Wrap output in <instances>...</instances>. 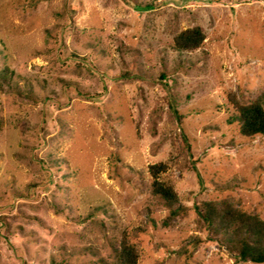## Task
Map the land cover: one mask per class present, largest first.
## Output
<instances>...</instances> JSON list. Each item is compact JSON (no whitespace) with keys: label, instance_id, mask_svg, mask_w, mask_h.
I'll list each match as a JSON object with an SVG mask.
<instances>
[{"label":"rangeland","instance_id":"rangeland-1","mask_svg":"<svg viewBox=\"0 0 264 264\" xmlns=\"http://www.w3.org/2000/svg\"><path fill=\"white\" fill-rule=\"evenodd\" d=\"M230 95H264V0H0V264H118L123 233L138 264H251L195 211L264 221V137Z\"/></svg>","mask_w":264,"mask_h":264},{"label":"trees","instance_id":"trees-1","mask_svg":"<svg viewBox=\"0 0 264 264\" xmlns=\"http://www.w3.org/2000/svg\"><path fill=\"white\" fill-rule=\"evenodd\" d=\"M204 39L201 28H187L173 37L172 49L192 52L201 47ZM228 98L237 113L240 135L248 138L264 137V95L249 104H240L234 95ZM166 170L164 163L148 166L152 179L151 193L160 198L165 207L175 214L179 209L177 193L171 185L160 180V175ZM195 211L211 239L227 245L229 252L234 253L238 262L264 264V221L257 213L244 211L227 200L202 201ZM114 253L118 264H138V251L130 244L125 233L114 248Z\"/></svg>","mask_w":264,"mask_h":264}]
</instances>
